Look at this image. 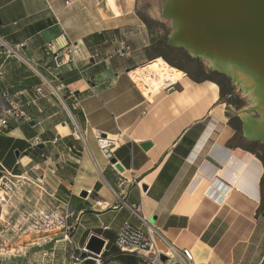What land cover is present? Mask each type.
Masks as SVG:
<instances>
[{
	"label": "crops",
	"instance_id": "obj_1",
	"mask_svg": "<svg viewBox=\"0 0 264 264\" xmlns=\"http://www.w3.org/2000/svg\"><path fill=\"white\" fill-rule=\"evenodd\" d=\"M138 3L0 0V39L26 45L22 54L36 71L65 88L64 104L55 97L32 104L41 79L0 48V97L19 96L27 115L20 122L10 119L0 132V173L2 167L19 173L31 166L33 159L22 156L29 155L25 152L38 138L37 146L44 149L32 154L38 163L29 171L42 169L46 174L40 178L56 200L54 207L69 206L72 212L68 242L64 231L42 236L33 261L53 264L52 249L80 251L98 236L105 247L97 258L123 264L132 256L120 255L117 233L126 223L140 227L123 207L126 203L141 205L155 219L154 226L177 248L190 250L198 264H264L261 145L237 143L236 128L218 110L217 86L197 81L170 57L178 49L157 34L162 21L142 19ZM62 34L77 47L76 64L57 68L45 49ZM122 48L125 57L116 55ZM159 58H167L186 76L171 91L147 97L134 72ZM70 91L81 101L75 116L87 130L86 146L72 138ZM3 110L0 104V114ZM98 135L120 143L105 153ZM145 144L151 148L145 150ZM57 262L67 264L64 257Z\"/></svg>",
	"mask_w": 264,
	"mask_h": 264
},
{
	"label": "water",
	"instance_id": "obj_2",
	"mask_svg": "<svg viewBox=\"0 0 264 264\" xmlns=\"http://www.w3.org/2000/svg\"><path fill=\"white\" fill-rule=\"evenodd\" d=\"M161 16L172 26L168 46L206 62L212 73L226 77L233 86L237 85L232 75L251 82L255 106L245 95L250 107L235 116L241 121L243 140L264 147V0H163ZM142 147L149 150L151 145ZM43 149L44 145L37 146L38 151ZM20 156L17 151L18 160ZM111 163L123 172L115 159ZM104 247L103 239L92 236L84 257H100ZM161 260L167 259L161 256Z\"/></svg>",
	"mask_w": 264,
	"mask_h": 264
},
{
	"label": "built area",
	"instance_id": "obj_3",
	"mask_svg": "<svg viewBox=\"0 0 264 264\" xmlns=\"http://www.w3.org/2000/svg\"><path fill=\"white\" fill-rule=\"evenodd\" d=\"M0 48L6 57L20 60L29 66L33 73L41 79L40 85L34 90L32 104L40 99H46L47 97H55L62 104L65 103L62 94L65 89L64 86H55L52 81L44 78L36 71L33 66L34 63L26 59L22 54L26 45L13 46L5 40L0 39ZM76 48L77 47L73 45L68 36L62 34L46 46L45 52L47 56L53 57L56 67L61 68L70 64H76ZM116 55L125 57L126 48L117 50ZM172 89L173 87L168 86L165 91H171ZM69 98L71 104L67 107V112L70 116L71 124L73 125L72 138L86 146L87 130L80 128L75 116V112L81 109V101L73 91H70ZM0 104L4 109L0 114V132L8 128V121L10 119L16 122L27 120V115L23 110L26 104H24L19 96L15 98L10 96L0 97ZM38 141L39 139L36 138L25 153L30 154L38 151ZM97 143L103 152L109 153L111 146H114L116 143L119 144L120 141H112L107 137L98 135ZM1 176L3 180L7 181V183H5L6 188H8L11 183L9 178L15 177L12 175V172L3 167ZM48 196L54 199L53 196L49 194ZM123 207L129 211L132 217L139 221L140 227L126 223L117 233L115 247L122 255L135 257L140 261L139 264H164L161 260V256L167 257L169 263L175 261L177 264H198L190 250H181L177 248L154 226L151 219L143 213L141 205H127L123 203ZM71 216L72 212L69 206H52L49 211L45 213L37 211L33 216V230L36 235L42 236L55 235L64 231L63 239L68 242V235L72 231V227L67 225V220ZM80 252L83 254L87 253L85 249L80 250Z\"/></svg>",
	"mask_w": 264,
	"mask_h": 264
},
{
	"label": "rangeland",
	"instance_id": "obj_4",
	"mask_svg": "<svg viewBox=\"0 0 264 264\" xmlns=\"http://www.w3.org/2000/svg\"><path fill=\"white\" fill-rule=\"evenodd\" d=\"M138 1V13L142 19H157L162 21V28L156 25V32L167 41L168 36L172 33V26L171 22L161 16L163 0ZM170 57L177 61L178 65L180 64L184 67L190 75H195L198 68L203 70L204 74L211 75L214 81H208L217 85L220 98L221 86L233 91L235 98L230 99L227 96L225 98L226 100H231V103L220 104L222 107L218 109L221 113L226 114L228 120H230V118H236L235 112L250 107L248 99L245 98L243 91H241L242 89L239 88L238 85V87L233 86L232 82L226 77L212 73L206 62L189 56L182 49H178L175 52L173 51ZM217 82H219L221 86H219ZM139 88L141 90V87ZM141 91L144 93L143 90ZM162 94L163 93L159 94L158 97ZM236 126L240 128L238 122ZM237 139V143L245 146L248 145L242 139L240 131H238ZM259 148L264 155V147L260 146ZM32 154L33 153H30L28 156H22V158L29 157L33 159V162L30 164L31 166H27L25 169H22L21 172L12 173V175L17 178H9L11 183L8 188L5 187L7 181L3 180L2 176L0 177V264H35L33 261V254L36 250L35 244L37 240L42 238V235H36L33 230L34 213L37 211L44 213L48 212L49 209L55 205L54 199L48 196L46 192L47 188L40 178V175H45L46 173L42 171V169H33V172L29 171L38 163V161L33 158ZM44 250L47 251L45 254L49 253L47 248H44ZM51 252L55 253L54 259L56 261L53 264H58L59 262H57V260L63 257L66 259L67 264H115L110 263L104 258H97L91 254H87V257H84L85 253L83 254L71 246L68 247L67 250L58 247L52 249ZM136 260L139 264L140 261L138 259ZM164 264L177 263L175 261L169 263L167 259L164 261Z\"/></svg>",
	"mask_w": 264,
	"mask_h": 264
},
{
	"label": "bare ground",
	"instance_id": "obj_5",
	"mask_svg": "<svg viewBox=\"0 0 264 264\" xmlns=\"http://www.w3.org/2000/svg\"><path fill=\"white\" fill-rule=\"evenodd\" d=\"M134 74L135 81L138 83L139 87H141V90L144 91V95L147 97H149V94L156 95L163 89H166L168 86L182 81L186 76L183 71L171 66L162 58H159L153 62H150L146 66L135 70ZM232 77L234 78L236 85L242 89L243 94L249 95V97L252 99L251 106L254 107L255 99L253 98L251 82L241 76L235 77V75H232Z\"/></svg>",
	"mask_w": 264,
	"mask_h": 264
},
{
	"label": "trees",
	"instance_id": "obj_6",
	"mask_svg": "<svg viewBox=\"0 0 264 264\" xmlns=\"http://www.w3.org/2000/svg\"><path fill=\"white\" fill-rule=\"evenodd\" d=\"M165 61H167V63H169L171 66H174V67H175V65H174L173 63H171L167 58H165ZM206 80L208 81V80H210V79H206ZM210 81H211V80H210ZM217 84H218L219 86H221V84H220L219 82H217ZM215 85H216V84H215ZM216 86H217V85H216ZM227 94H228V95H227ZM226 96H227V97L231 96V98H235L232 90L225 89V87L221 86V98H220V100H219V104L228 103L227 101H229V100H226V99H225ZM231 98H230V99H231ZM230 101H231V100H230ZM247 147H249V145H247ZM252 147H255V145H254V146L252 145ZM263 156H264V155H263ZM120 255H122V254L120 253ZM123 264H138V263H137L136 258H134V257H128V258H125V259L123 260Z\"/></svg>",
	"mask_w": 264,
	"mask_h": 264
},
{
	"label": "flooded vegetation",
	"instance_id": "obj_7",
	"mask_svg": "<svg viewBox=\"0 0 264 264\" xmlns=\"http://www.w3.org/2000/svg\"><path fill=\"white\" fill-rule=\"evenodd\" d=\"M180 65V64H179ZM181 66V65H180ZM184 69V67H182ZM192 77L194 79H196L197 81H207L206 79H210L211 81H214V78H212L211 75L208 74H204L203 70H201L200 68L197 69V73L195 75H192ZM229 98H231V96H229ZM228 103H231V101H227ZM238 122V124H240V128L238 126H236V123ZM230 123L231 125L236 128L237 132L240 131L241 132V121L238 117H236L235 119L230 118ZM252 146V145H251ZM254 146V144H253Z\"/></svg>",
	"mask_w": 264,
	"mask_h": 264
}]
</instances>
